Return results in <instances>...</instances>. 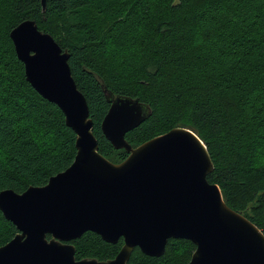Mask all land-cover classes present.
<instances>
[{
    "label": "trees",
    "instance_id": "1",
    "mask_svg": "<svg viewBox=\"0 0 264 264\" xmlns=\"http://www.w3.org/2000/svg\"><path fill=\"white\" fill-rule=\"evenodd\" d=\"M104 21L96 30L93 18ZM34 21L69 54L98 153L126 157L103 136L106 95L138 99L149 117L125 135L137 147L175 127L191 130L214 165L225 204L264 234V0H0V191L40 187L74 160L62 112L26 82L10 32ZM17 233L0 213V247ZM75 259L107 261L123 241L87 232ZM195 246L168 241L159 258L137 248L127 264H187Z\"/></svg>",
    "mask_w": 264,
    "mask_h": 264
},
{
    "label": "water",
    "instance_id": "2",
    "mask_svg": "<svg viewBox=\"0 0 264 264\" xmlns=\"http://www.w3.org/2000/svg\"><path fill=\"white\" fill-rule=\"evenodd\" d=\"M46 0H41L45 10ZM26 82L62 112L75 135V156L64 171L22 193L0 191V213L17 230L0 247V264H127L134 249L159 258L169 240L195 250L187 264H264V234L230 209L207 176L214 165L191 130L175 127L137 147L125 135L150 115L138 99L108 93L100 130L127 157L113 163L98 153L84 96L68 65L69 54L23 21L9 34ZM90 232L123 245L114 259H75L71 244Z\"/></svg>",
    "mask_w": 264,
    "mask_h": 264
},
{
    "label": "rangeland",
    "instance_id": "3",
    "mask_svg": "<svg viewBox=\"0 0 264 264\" xmlns=\"http://www.w3.org/2000/svg\"><path fill=\"white\" fill-rule=\"evenodd\" d=\"M97 17H94L93 18V23H94V27L96 30L100 31V30H104L105 26H106V23L103 21L101 23V21H97L96 19Z\"/></svg>",
    "mask_w": 264,
    "mask_h": 264
},
{
    "label": "flooded vegetation",
    "instance_id": "4",
    "mask_svg": "<svg viewBox=\"0 0 264 264\" xmlns=\"http://www.w3.org/2000/svg\"><path fill=\"white\" fill-rule=\"evenodd\" d=\"M114 258H115V257H114ZM114 258H113V259H114ZM110 260H112V259H110ZM107 261H108V260H107Z\"/></svg>",
    "mask_w": 264,
    "mask_h": 264
}]
</instances>
